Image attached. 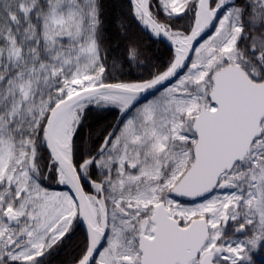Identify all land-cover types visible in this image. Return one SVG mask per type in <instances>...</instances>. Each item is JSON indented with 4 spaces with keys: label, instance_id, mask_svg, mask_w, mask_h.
<instances>
[{
    "label": "snow or ice",
    "instance_id": "obj_1",
    "mask_svg": "<svg viewBox=\"0 0 264 264\" xmlns=\"http://www.w3.org/2000/svg\"><path fill=\"white\" fill-rule=\"evenodd\" d=\"M258 260L264 0H0V264Z\"/></svg>",
    "mask_w": 264,
    "mask_h": 264
},
{
    "label": "trees",
    "instance_id": "obj_2",
    "mask_svg": "<svg viewBox=\"0 0 264 264\" xmlns=\"http://www.w3.org/2000/svg\"><path fill=\"white\" fill-rule=\"evenodd\" d=\"M159 53H160V59L163 63H166L167 62V56H168V53H167V50L164 48V46H159ZM258 264H260V261L258 262Z\"/></svg>",
    "mask_w": 264,
    "mask_h": 264
},
{
    "label": "flooded vegetation",
    "instance_id": "obj_3",
    "mask_svg": "<svg viewBox=\"0 0 264 264\" xmlns=\"http://www.w3.org/2000/svg\"><path fill=\"white\" fill-rule=\"evenodd\" d=\"M258 262H259V260H258Z\"/></svg>",
    "mask_w": 264,
    "mask_h": 264
}]
</instances>
